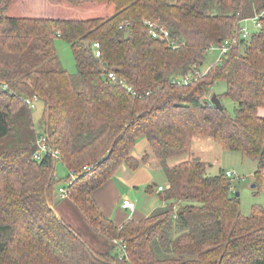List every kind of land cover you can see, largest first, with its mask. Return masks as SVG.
<instances>
[{
	"label": "trees",
	"instance_id": "16d2710c",
	"mask_svg": "<svg viewBox=\"0 0 264 264\" xmlns=\"http://www.w3.org/2000/svg\"><path fill=\"white\" fill-rule=\"evenodd\" d=\"M261 10L264 0H0V264H264V209L241 215L231 178L207 175L199 159L171 164L209 139L255 162L253 194L264 192V18L200 71L207 49ZM143 21L180 46L152 39ZM57 39L69 45L75 75L62 67ZM219 81L226 90L216 97L234 103L232 115L205 97ZM34 96L44 106L36 122L25 103ZM38 131L67 175L77 174L68 200L107 250L56 217L55 190L67 175L55 179L50 155L33 159ZM141 137L165 177V206L118 227L93 194L121 166L140 167L130 153Z\"/></svg>",
	"mask_w": 264,
	"mask_h": 264
},
{
	"label": "rangeland",
	"instance_id": "374dc122",
	"mask_svg": "<svg viewBox=\"0 0 264 264\" xmlns=\"http://www.w3.org/2000/svg\"><path fill=\"white\" fill-rule=\"evenodd\" d=\"M243 27H245L250 34H253L255 32L251 21L243 23L241 25V28ZM54 46L56 55L59 58L62 67L67 71V73L75 75L76 67L69 45L66 44L64 41L57 39L54 43ZM216 55V52H210L209 48L207 49L204 57L205 59L200 70L202 74H205L208 68L214 64ZM225 90V83L219 81L209 90V95L205 97L208 99L212 95L221 96L225 92ZM219 101L221 105L226 109V111L230 115H232L234 110V103L230 99L225 97H222ZM43 107L41 103L38 102L36 110L32 111V117L35 122L38 117H40V113ZM136 144L137 145L133 149L136 154L141 155L142 153H144V151L150 152L149 145L143 137L139 138L136 141ZM133 150L130 153L131 157H133ZM189 154H186L180 158L173 160L171 164L181 162L191 157L194 159H199L200 161L208 164L207 175H217L219 171L232 172L234 173V175L231 177L232 191L233 193H237L239 196L240 214L243 216H248L251 207L255 205H259L264 209V192H260L257 195L253 194L255 190L253 178V174L256 168L255 162L250 161L246 158H242L238 153L222 151L209 139H195L191 146ZM145 156H147V153L144 154L143 157ZM133 158L135 159V157ZM53 160L55 161L54 175L57 180H61L65 177V175H67L66 170L60 164V162L56 161L57 159L53 158ZM120 171L121 170L119 169L114 175V177L122 175L123 173H121ZM127 172V174H134L132 171L127 170ZM144 173L148 175V177H151L154 182H156L157 186L162 185L163 182L166 185L165 177L159 167H156L155 171L141 169L139 170L137 176H139L140 174L143 175ZM59 185H61V183ZM118 186L119 188H121L120 184ZM157 186H154L153 189L155 190ZM143 189V187L133 188L131 186L129 188L128 196L131 200L129 201L133 203L134 208H145L148 205L147 203L151 201L156 203L155 206L158 205V199L156 198V196H153L154 198L150 200L149 196L144 193ZM55 192V195H57L56 190ZM57 201L58 200L54 199L52 205L54 212H56V214L59 215L61 219H63L67 224L73 227L74 230L83 238V240L92 249L103 252L109 248V246L104 242L102 238H100L97 234L93 233L91 228L84 221L80 212L75 208V206L70 200L66 199L63 201ZM143 203H145V205H143Z\"/></svg>",
	"mask_w": 264,
	"mask_h": 264
},
{
	"label": "built area",
	"instance_id": "2783aa9c",
	"mask_svg": "<svg viewBox=\"0 0 264 264\" xmlns=\"http://www.w3.org/2000/svg\"><path fill=\"white\" fill-rule=\"evenodd\" d=\"M263 18H264V10H261L259 12L254 13L252 18L245 20L239 24L238 28L236 29L235 34L231 38L224 40L219 46H212L211 45L209 47V51L210 52H216V54H217L214 63L220 62L222 60V58L227 54L230 47L237 45L240 40H248L252 36V34H250L246 30L245 27L241 28V25L243 23L251 21V23L253 24L255 32H257L258 30H260L262 28V22L261 21ZM143 23L147 29L148 35L152 39H156V40H159V41L166 43L167 46H169L171 49H176L180 46V44L178 42L176 43L175 41H172L170 39L168 31L166 29H164L163 27H161V26H159L156 23H153L151 21H143ZM94 48H95V56L99 57L100 56L99 45L97 43L94 44ZM194 75L195 76L193 78L196 80L199 75H198V73H195ZM107 78L110 81H116V76L113 73H109L107 75ZM191 78H192V74L189 75L188 77H186L185 79H183L181 84L184 86L188 85L189 82L191 81ZM25 103L31 111H34L37 108L38 98L36 96H34L30 100H26ZM46 155H50L54 159H57L56 161L59 160V153L51 148L50 144L47 141V137L44 134V132L38 131L36 134L35 151L33 153V159L34 160H41ZM83 171L87 172L88 168H83ZM233 175H234V173H232V172H225V176L228 178H231ZM76 177H77V174L75 172H73V171L68 172L66 182L64 184H62V186L57 189L58 200H65L68 198L67 187L76 181ZM162 190H163L162 187L157 188V192H161ZM121 208L124 210L130 211V212L134 211L133 203H131L127 199H123V201L121 202ZM112 245L117 250L116 252L118 254V259L119 260H126V246L122 242V240H113ZM128 264H132V263H128Z\"/></svg>",
	"mask_w": 264,
	"mask_h": 264
},
{
	"label": "crops",
	"instance_id": "0c3cea01",
	"mask_svg": "<svg viewBox=\"0 0 264 264\" xmlns=\"http://www.w3.org/2000/svg\"><path fill=\"white\" fill-rule=\"evenodd\" d=\"M258 115L261 117H264V110H261V109L258 110ZM136 145L137 144H135V146ZM146 153H147V156H145V159L141 160V158ZM132 154L136 160L140 161V167L137 168L135 171H132L134 174H127L128 173L127 170L128 171H131V170L127 169L125 166H121L119 169L121 170L120 172L123 174L117 177H113L111 180L105 183L102 187L96 190L93 194V199L99 211L101 212V214L105 218L111 220L118 227L121 226L123 223H125L129 219H134V220L144 219L148 217L155 209L165 206V203L160 200L158 196V192H157L158 187H162V188L165 187L164 182L162 181L163 182L162 185L157 186L156 182H154V180L151 177H148V175H146L145 173L143 175L140 174L139 176H137L139 173V170L141 169H145L148 171H155L156 167H158V164L154 156H151L152 155L151 151L150 152L144 151V153L139 155V154H136L133 150ZM55 179L57 178L55 177ZM150 182L152 185L150 184ZM119 184L121 188H119L118 186ZM61 186L62 184L59 185V187ZM130 186L133 188L143 187L144 193H146L149 196L150 200L154 198L153 196H156V198L158 199L157 200L158 205L155 206L156 203L151 201L147 203L148 205L145 208H141V207H139L138 209L134 208V211L132 212L122 209L121 202L123 201V199L130 200L128 196V191H129ZM154 186H157L155 190L153 189ZM149 188H152V190H150ZM60 201H63V200H60ZM143 205H145V203H143ZM54 213L57 218L59 219L61 218L59 215L56 214V212Z\"/></svg>",
	"mask_w": 264,
	"mask_h": 264
},
{
	"label": "water",
	"instance_id": "95a60500",
	"mask_svg": "<svg viewBox=\"0 0 264 264\" xmlns=\"http://www.w3.org/2000/svg\"><path fill=\"white\" fill-rule=\"evenodd\" d=\"M210 103L217 109L221 110L223 106L221 105L220 101L217 99L215 95H212L210 98ZM254 186V185H253ZM235 196H238L236 193Z\"/></svg>",
	"mask_w": 264,
	"mask_h": 264
}]
</instances>
